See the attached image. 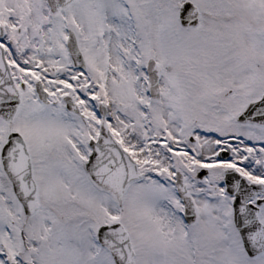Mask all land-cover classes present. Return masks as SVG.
<instances>
[{"label": "snow or ice", "instance_id": "obj_1", "mask_svg": "<svg viewBox=\"0 0 264 264\" xmlns=\"http://www.w3.org/2000/svg\"><path fill=\"white\" fill-rule=\"evenodd\" d=\"M0 264H264V0H0Z\"/></svg>", "mask_w": 264, "mask_h": 264}]
</instances>
